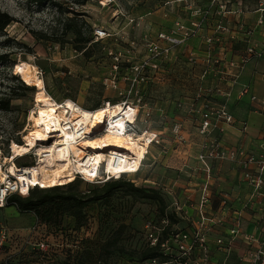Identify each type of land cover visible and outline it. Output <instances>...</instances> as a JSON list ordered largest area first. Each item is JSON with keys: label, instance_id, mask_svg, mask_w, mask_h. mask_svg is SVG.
Listing matches in <instances>:
<instances>
[{"label": "rangeland", "instance_id": "374dc122", "mask_svg": "<svg viewBox=\"0 0 264 264\" xmlns=\"http://www.w3.org/2000/svg\"><path fill=\"white\" fill-rule=\"evenodd\" d=\"M232 2L237 3V0ZM216 4L211 5L209 0H89L81 6L74 0H46L41 4L32 0H0V10L15 19L0 32V55L8 56L0 63V158L4 171L10 160L19 169L23 168H20L21 164L34 166L39 162L36 149L21 157H13L11 150L12 143L25 144V136L34 124L31 115L37 109V87L16 72L17 66L25 62L36 68L46 94L57 103L69 99L90 111L96 105L133 103L131 106L139 112L128 133L148 132L155 135V140L140 171L122 174V177L139 187L158 191L165 200L168 213L183 216V210L187 208L196 216L197 200L206 177L200 160L206 138L198 130L193 104L206 66L208 47L205 40L214 34V24L219 17L215 7L220 3ZM258 4L259 0H244L245 13L251 16ZM228 6L231 7V3ZM197 8L212 10L209 25L200 34L173 48L171 58L166 62L152 60L147 43L155 40L159 32L175 27L177 20L190 27L191 21L200 18L192 14ZM77 13L84 15L76 16ZM67 16L74 17V21H65ZM247 18L252 17H241V20L248 21ZM231 19L235 20L234 16ZM77 24L83 26L85 36L91 27L93 33L95 29H103L108 37L100 41L93 38L83 52H78L73 43L75 36L70 31ZM238 31L240 29L234 28V36L244 39L243 32ZM222 36L225 42L229 41L228 35ZM250 41L260 46L263 37L256 35ZM244 43L240 41L238 47ZM88 49L90 57L85 53ZM144 62L148 65L140 69ZM127 63L133 67L124 78V64ZM251 66L259 67L252 69L253 77L259 72L264 94V58L252 62ZM253 77L249 82L255 86ZM207 83L225 88V80H218L214 75L202 84ZM104 131H94L88 137L101 136ZM49 136L46 142L38 143V148L43 144L60 143L54 134ZM5 158H9L7 164H4ZM227 162L211 161L214 181L209 185L210 191L219 190L222 181L230 180V168L224 164ZM107 174L105 165H101L94 181H83L76 174L66 185L76 181L77 192L85 193L111 176ZM222 193L220 190L215 194L219 204L224 201L220 196ZM124 203L126 205L122 206ZM207 211L212 213L210 208ZM57 217V222L52 223L54 218L51 225L47 222L51 230L38 229L36 213H20L13 205L0 207V237L7 235L6 247L0 252V264H65L79 257L83 264H139L137 247L152 231L150 228L154 231L162 226L156 202L121 194L106 203L89 204L80 217L69 214ZM39 218L45 221L43 217ZM190 222L194 228L195 222ZM175 228L182 230L178 225ZM249 232H253V228ZM112 236H118V242L109 253L104 252L103 244ZM169 244L175 248L174 242ZM195 255L199 257L198 252ZM210 255L214 257L211 251Z\"/></svg>", "mask_w": 264, "mask_h": 264}, {"label": "built area", "instance_id": "2783aa9c", "mask_svg": "<svg viewBox=\"0 0 264 264\" xmlns=\"http://www.w3.org/2000/svg\"><path fill=\"white\" fill-rule=\"evenodd\" d=\"M209 1L211 5L215 6L216 3H220V5L215 9V13L219 17L214 24V34L205 40L208 47L206 66L201 74V84L198 86L193 104L198 130L206 138L204 150L200 155L206 177L199 203L196 206L198 220H195V227L191 232L179 231L164 241L161 246L170 251L169 242L173 240L180 254L183 256H193L194 254L193 259L184 264H212V257L207 245V234L221 230L222 235L220 234L216 238L217 247L225 254L221 264H228L233 247L238 242L245 246L243 253L238 258V264H264V123L263 137L256 149L231 147L223 141L226 127H236L239 124L244 132L247 131V124L240 123L236 119L230 112L228 102L248 65L264 58V0H259L258 7L254 10V13L257 14L255 25L249 27L241 20L245 13L243 3H240L236 9H229L230 1ZM211 11L197 8L193 10L192 14L199 15L200 18L198 21H191L190 27H187L182 20H177L175 27L171 30L159 32L156 39L146 45L149 55L153 57L151 59H162L165 62L169 60L173 48L182 45L189 37L200 34L203 28L209 25ZM231 16L235 17L233 20L235 22L231 20ZM234 27L240 29L238 32H243L244 39L234 36ZM222 35H228L229 41L225 42ZM256 35L263 37V44L260 46L250 41ZM94 36L97 41H100L107 38L108 34L98 28L95 29ZM240 41L245 42L244 45H240L241 48L238 47ZM145 65L148 64L145 62L141 64L140 69ZM211 75L217 76L218 80H225L223 86H227V88L215 83L202 84ZM111 83L115 85V81L112 80ZM133 89L134 87L130 92ZM238 94L240 99L248 96L250 102L256 103L258 112L264 116V99L256 95L249 84L242 85ZM122 104L128 107L133 103L123 102ZM132 124L129 120L125 121L127 132L130 131ZM216 159L227 160L235 164L239 169L241 183L247 186L249 191L240 205L235 206L237 201L228 196L221 203L218 213L210 214L207 211L212 198L209 185H212L214 181V176L211 174V161ZM110 177L118 178L107 176V178ZM6 180L10 184L0 183V207L5 206L7 198L11 194L21 195V188L18 187L16 178L7 174ZM84 180L86 179L84 178ZM35 187H39V185L31 186L30 189ZM177 210L182 209L178 208ZM247 215L251 218L249 224L252 226L253 232H249L246 228ZM158 235L159 232L150 231L145 244L157 245ZM6 241V234L0 237V252L4 249ZM196 252L199 253V257L195 255ZM146 264H157V262L154 260L152 263Z\"/></svg>", "mask_w": 264, "mask_h": 264}, {"label": "bare ground", "instance_id": "6f19581e", "mask_svg": "<svg viewBox=\"0 0 264 264\" xmlns=\"http://www.w3.org/2000/svg\"><path fill=\"white\" fill-rule=\"evenodd\" d=\"M16 72L37 87V109L31 115L34 124L25 136V144L12 143V154L21 157L36 149L39 162L19 169L10 160L7 171H4L0 158V183L10 184L6 181L7 174L17 177L21 195H27L31 186L66 185L76 174L89 182L94 181L101 165H105L106 173L116 177L140 170L155 135L148 132L136 135L126 131L125 121L135 122L137 108L119 103L90 111L69 99L57 103L46 94L44 82L34 66L23 62L17 66ZM100 129L105 130L101 136L88 137ZM51 134L60 143L43 144L38 148V143L46 142ZM105 151L110 152L105 154ZM8 162L9 158H5L4 164Z\"/></svg>", "mask_w": 264, "mask_h": 264}, {"label": "trees", "instance_id": "16d2710c", "mask_svg": "<svg viewBox=\"0 0 264 264\" xmlns=\"http://www.w3.org/2000/svg\"><path fill=\"white\" fill-rule=\"evenodd\" d=\"M32 1L37 4H41L46 0ZM74 1L76 4L83 6L89 0ZM75 15L83 17L84 14L82 15L81 13H77ZM74 19V17L67 16L64 20L73 22ZM14 21L15 19L12 16L0 10V32L4 31ZM82 23L87 25L84 20H82ZM89 27L90 26L88 25V28ZM70 31H72L75 36V40L73 41V43H75V50H77L78 52H83L86 49L87 44L91 43L93 38H95L91 27L89 28L87 36L84 35L83 26H79V24H77L73 28H70ZM85 53L88 57H90L89 49L86 50ZM7 59V55H0V63L5 62ZM124 67L126 70V75L124 76V78H127V75L131 73L130 70L133 66L127 63L124 64ZM25 87L31 88V86ZM4 106L6 108L8 107L7 104H4ZM98 108H100V106L96 105L94 108H92V110H96ZM30 166H33V164H21L20 168H28ZM122 176L118 178H105L104 181L102 180L98 186L89 189L88 192L85 193L77 192L78 182L76 181L70 183L69 185L63 184L61 186L56 185L55 187L46 188L35 187L33 189H30L27 195L11 194L7 198L6 204L15 206L20 211V213H36L38 216L37 228L43 229V227H46V229L51 230V221L54 218L55 220L52 221V223L57 222L56 220L58 219V215L62 214L63 216L69 214L74 217H80V215H82L83 211L89 204L97 203L100 201L105 203L109 202L112 197L118 194H121L124 197H132L136 200H153L158 205V215L161 219L162 225L159 230H154L155 232H159V242L155 246L145 244V241L149 234L147 233V235L145 236V241L141 242V244L136 249L139 256V259H137L139 264L152 263L154 260L157 262V264H184L185 262L193 259L194 255L183 256L182 254H180L178 249L176 248V245H174L175 248L171 247L173 250L170 251L163 249L161 246L164 241L173 237L179 231L191 232L186 231L185 229L178 230V228H175L181 222L179 214H177L176 212L168 213L166 211L165 200L154 188L139 187L130 179H126ZM80 179L83 181H87L82 177H80ZM125 205L126 203L122 204V206ZM39 217H43L45 221ZM63 218H60V220H63ZM47 222H49L50 225ZM150 226L151 224L148 225V227ZM150 229L153 231L152 228ZM117 242L118 236H112L110 240L103 244L104 252L109 253L110 250L117 244ZM170 242L173 243L174 241L171 240ZM65 264H83V260H81V258L79 257L75 261H68Z\"/></svg>", "mask_w": 264, "mask_h": 264}, {"label": "crops", "instance_id": "0c3cea01", "mask_svg": "<svg viewBox=\"0 0 264 264\" xmlns=\"http://www.w3.org/2000/svg\"><path fill=\"white\" fill-rule=\"evenodd\" d=\"M226 1H230L231 3V7L228 6L229 9H236V7H238L240 3H243L244 0H237V3L232 2V0H226ZM242 17L243 19L246 17H252V18H247L249 19L248 21L243 20L245 24L247 25V27H249L251 25L252 26L255 25V19L257 17V14L254 13L253 11V14L251 16H248L246 13H244ZM251 64L252 63L248 65V67L246 68L244 74L242 75L240 79V82L235 86L232 97L230 101L228 102L230 112L236 117V119L238 118V120H240L239 121L240 123L247 124L248 131L244 132L242 127L238 124L236 127H230L229 129L226 128L227 130L225 131V134L223 136V141L227 146L244 147L248 150L256 149L258 147L260 139L263 137V123H264V116L263 114H260L258 112V106H255V105L252 106L251 103H248L250 102L248 96H245L240 99L239 94H238L242 85L249 84L253 92L256 95H258L260 98L264 99V94L261 92L262 83L259 81V78H261V75H259V72H257L256 73L257 75L253 77L255 72L252 69H259V67H254V66L252 67ZM262 68L264 70V66H262ZM251 76L253 77L255 81V86L250 84L252 80ZM225 87L227 88V86ZM245 102H247L248 104H245ZM234 128H237V129H234ZM224 164H225V167L230 168V172H229L230 180L225 181V182L222 181V184H220L219 190L213 192V189H212L211 190L212 192L210 191V193L212 194L211 197H213V199L211 198V203L208 208H210L213 214H217L221 206V204H219V202L216 200V195H215L219 193L220 190H223V193L220 194V196H222L223 199L229 196L233 200L237 201L235 206H238L241 204V202L244 200V198L246 197L249 191L247 186L243 185L240 181V173H239L238 167L231 162L230 164L229 162L224 163ZM200 195H199V199L197 200V204L199 203ZM186 209L183 210V214H184L183 216L179 214L181 218V222L178 224V227L180 229H185L186 231H191V229L193 230L194 228L190 221L192 220V222L194 223L195 220H198V218L196 219V216L193 215V212H191V210H188V209L186 210ZM208 213L211 214V212H208ZM249 219L251 218L249 215H247L248 222L246 224V228L248 229V231L250 230V228H252V226L249 224ZM191 225H192V228H191ZM219 234H221L220 231L219 232L213 231L207 234V241H208L207 245L209 247V250L213 252V256H214L212 258V264H221L222 262H219V260L222 261L225 256V254L217 247V244H216V238L219 236ZM244 249H245V246L243 243L238 242L237 244H235L233 247V252L231 253L229 257L228 264H238L237 262L238 258L243 253Z\"/></svg>", "mask_w": 264, "mask_h": 264}]
</instances>
